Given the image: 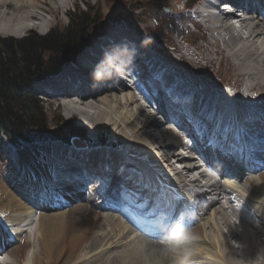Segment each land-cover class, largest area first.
I'll return each mask as SVG.
<instances>
[{"label": "bare ground", "instance_id": "1", "mask_svg": "<svg viewBox=\"0 0 264 264\" xmlns=\"http://www.w3.org/2000/svg\"><path fill=\"white\" fill-rule=\"evenodd\" d=\"M67 1L49 0L45 6L37 4L38 0H0V33L19 36L27 28L38 26L41 21L50 22L55 18L57 7L65 6ZM260 1L255 0L256 5ZM235 2L239 7L241 3L238 5V2L241 1ZM257 8H252L251 16L240 17L234 13L239 24L231 22V19H225V23L223 19L220 22L205 20L198 12L201 10L196 9H192L189 15L190 18L198 17L200 25L215 46L214 52L228 51L225 56L230 57L236 66L235 73L240 87L236 88L237 93L228 89L218 93L211 90L209 93L200 89L195 82L191 86L190 79L181 74L184 70L177 65V61H167L169 59L166 60L164 56L167 61L165 63L159 48H154L147 39L141 37L138 38L142 45H138L137 39L123 30L121 25L116 26L118 32H109V29L104 35V38L109 35V46L117 47L122 55L128 56L129 50L133 48L149 54L147 60L152 64L157 82L164 81L172 96L183 102L180 106L189 116L183 122H188V128L195 125V121L190 118L201 113L206 120H216L218 129L227 132L230 143L240 142L231 151L240 152L244 156L246 154L245 162L235 164L232 170L236 172L234 177L238 178V182H242V186H246L251 193L243 194L234 183L237 180L231 182L226 179L227 175L223 176L224 182L211 177L198 157L188 159L175 150L180 137L176 133H167L161 118L163 114L159 109H150L149 98L142 94V90L150 89L145 83L147 80L133 86L119 81L117 87L107 85L97 90L94 83L100 81V78L105 81L104 77L109 76H105L107 73L98 78L91 76L89 72L96 55L91 54L94 48L88 47L77 52L72 63L65 65L60 75L40 83V91L47 93L48 100H57L67 117H77L80 124L88 127L90 132L101 126L114 125L123 143L115 149L109 146L78 149L64 145L66 142L62 140H51L48 147L39 145L50 140L40 143L27 141L34 144L28 145L23 150L25 152L20 151L23 153L17 156L13 167L8 169L6 181L0 182V220L9 223L4 224L0 233V264H57L60 260H63V264L93 263L91 256L130 237L129 232L135 230L128 217L109 211L112 209L106 205V201L113 200L108 192L117 189L118 183L126 186L125 182L133 184L128 191L132 196H139L141 188L149 191L139 204L136 217L145 219L155 215L161 220L159 227L171 215V207L179 202L176 199L187 195L186 185L207 200V207L200 210L204 216L193 218L188 211L185 216L181 214L177 221L190 228L194 237L192 241L195 244L199 241V245L193 244L195 247L185 249L182 254L179 252L177 258L173 256L175 264H264V154H252L253 145L257 149H264V130L255 132L256 128L252 127L256 122L258 128L264 129V20L258 15ZM48 26L49 23L45 29ZM38 28L40 32L44 30L41 25ZM123 38L128 39L129 50L118 45V42L125 44L121 41ZM204 49L202 58L214 61L215 57L209 52L210 46L206 44ZM109 59L108 55L104 57L105 61ZM169 64L178 66V70L170 68ZM59 79L61 82L64 80V87L58 84ZM51 82L55 86L50 94ZM80 93L83 96L77 97ZM248 101L254 103L242 109ZM173 107L175 113L179 114L176 112L179 107ZM252 117L254 119H250ZM149 126L155 127L158 132L149 130ZM231 151L228 150V153ZM226 155L212 152L209 156L217 161L221 158V162H224L229 154ZM255 156L257 159L253 161L251 158ZM58 164L66 166V169H61ZM83 168H86L89 176L99 174L92 178L97 180L95 183H73L72 174H66ZM121 174L123 184L118 182ZM57 175L71 180L55 183ZM99 178L102 179L100 182ZM66 210L59 215L54 214ZM35 212H38V217L30 219ZM49 215L52 217L43 219ZM200 219L203 222L196 223ZM24 220H30V227L19 228L18 225ZM106 225H110L109 231L115 234L110 240L100 243L109 236L110 232L103 229ZM41 226L45 229L39 234L36 227L38 230ZM150 226L156 228L157 225ZM130 239L120 249L115 252L113 250L110 258L118 260L119 264H164V258L172 257L166 242L159 241L162 243L156 244L157 239L151 238L149 244L142 247L133 244L132 237ZM18 243H28V247H32L20 255L16 250ZM88 246L87 250H83ZM95 249L97 251L90 254Z\"/></svg>", "mask_w": 264, "mask_h": 264}, {"label": "rangeland", "instance_id": "2", "mask_svg": "<svg viewBox=\"0 0 264 264\" xmlns=\"http://www.w3.org/2000/svg\"><path fill=\"white\" fill-rule=\"evenodd\" d=\"M48 1L49 0H45L44 2H42L38 0L37 4L46 6L49 4ZM188 3H189V0H150V1L144 2L143 3L144 5L138 6V10L136 11L138 12V14L134 16V19L133 18L131 19L132 24H127L124 21H120V22L117 21V22L120 23L121 26H123V27L120 26L123 30H126L127 32H129L138 41L140 40V38L138 37L145 38L149 41L151 46H153L154 48H159L162 53L161 55L163 57L162 58L163 60H165L164 56H166L167 57L166 60L169 59L167 61H171V62L177 61V65L183 68L182 70H184L183 72L182 71H179V72H182L181 74L184 77H186L187 79H190L189 83L191 86H193L191 83L195 82V84H197V86L200 87V89L210 90V93H211V90L213 92L218 93L221 90H227V89L231 90L234 93H237L236 88L240 89V87L238 86V83H237L238 77L235 73L236 66H234L233 60H231L230 57L225 56V53L226 54L228 53L227 50H223L221 52H214L213 49L215 48V46L213 42L209 39L207 31L204 28H202L200 24L196 25L194 21L189 20V19H192L189 16L192 10L189 12L188 8H185L186 5L187 6L189 5ZM88 4H92L95 7H97L98 10L103 15H107L111 10L107 6L105 0H68L65 6L57 7L56 11L54 12L55 18L50 20V22L47 21L46 23L45 21L43 22L39 20L41 22L38 23L39 24L38 26L27 28L19 36L0 33V38L6 39V40H9L11 38L18 39L21 36L23 37L24 35L30 34L31 32L42 34L44 33L43 32L44 30L49 31L53 26L65 25L67 23V18L69 16V13L77 11L78 7L85 8L86 6H88ZM190 8L191 7H189V9ZM189 21H191V24ZM48 23H49V26L47 29H45V26L48 25ZM112 24L111 23L107 24V27H109ZM40 25L44 28L42 32H40L38 28L40 27ZM203 31H206V33H204ZM206 44L210 46L209 52L212 56L215 57L214 61L209 62L208 60H204L202 58L204 50H205L204 45ZM166 60H165V63L167 62ZM169 66L175 71L178 70L176 68L178 66L175 67L174 65H170V64ZM209 85H211V87H208ZM31 92L33 96L39 99V104L42 107V111L45 117L43 119L46 121V125L48 126L47 128L55 130V133L57 132V134L60 135L61 138L63 137L68 138L70 136L72 132L71 126L73 124V126L74 125L77 127L81 126V128L85 129L86 136L90 140L95 141V140L101 139V137H103L104 139L108 138L106 145H102L103 147L109 146V148L115 149V148L120 147L121 143H123L122 142L123 138L120 136V134H118L114 125L111 124L109 126H103V127L101 126L102 128L99 127L95 129L94 131L90 132L88 130V127L80 124L77 117H74V116L67 117L66 114H64L62 110L61 104L57 100L56 101H50V100L46 101L43 99L40 93H37L35 90ZM254 101H248L247 103L243 102L244 104H243L242 109H246L247 107L246 105L253 104ZM35 108L37 109L38 107L35 106ZM147 128L153 132L157 131L156 128H153L150 126ZM25 129L26 130L29 129L30 134L34 133V129L30 128L29 126H27ZM87 141L83 140L82 138H78V137L72 138L71 141L68 143V145H71L78 149L84 148L88 146ZM50 143L51 141L40 144V145L37 144V145L48 147ZM30 144H34V143H26L24 141H21L20 139L17 143V146L15 147V146L10 145L9 141H6L4 136L0 134V182L6 181L5 176L8 172V169L13 167L14 162L17 159V156L25 152L23 150L27 149L30 146ZM20 151H23V152H20ZM167 151L169 152L170 150H167ZM31 157H35V155H32ZM175 163L179 164L178 162H175ZM9 173H11V171ZM252 174L256 175L258 173H252ZM220 180L221 181L223 180L222 177L220 178ZM234 183H236L235 184L236 187H238L243 194H247L248 192L251 193V191L247 189L246 186L245 187L242 186V182H238L237 180ZM68 210L59 211L54 214L59 215L61 213L67 212ZM70 214L74 215L72 212ZM38 215H39L38 212H35V215H34L35 218H37ZM202 216H204V214H202ZM51 217L52 216L49 215V216L44 217L43 219H47ZM200 222H203V220L202 219L197 220L196 223L199 224ZM44 229L45 227L43 226H41V228H39L38 230L36 227V232L40 234L42 233V231H44ZM103 229L106 232H110V233L108 234L109 236H107L105 239H102L100 243H104L105 241L110 240L112 236L115 234L112 231H109L110 225H106V227H104ZM126 229L127 228H125V230ZM129 235L130 237L122 239L119 243L111 244L110 247L104 252L97 253L94 256H91L92 257L91 261H93V263L91 262L89 264H103V263L119 264L118 260L111 259L110 257L117 249H120L122 247V244L124 242H130L131 237L133 238L132 243L138 246L145 247L147 246L146 244H149L148 241L150 239L149 238L147 239L144 236L142 237L135 230H133L132 232H129ZM156 241H157L155 242L156 244L162 243V242H159V240H156ZM197 243L199 245V241L196 242V244L194 243V241H191L190 243H188V245H185L181 248L168 247V250H169L168 253L170 252L172 257L164 258L163 260L164 264H175V260L172 259L173 256L177 258L176 255L179 256L178 254L179 252L182 254V252L185 251V249H189L193 247L194 245L198 246ZM29 247H32V245H30ZM29 247H28V243H22V244L18 243L16 250L19 251L20 255H24V253L29 249ZM105 247H107V245ZM88 248L89 246L83 250H87ZM24 250L26 251L24 252ZM113 250L114 252L112 253ZM96 251L97 249L93 250V252H91L90 254H93ZM144 257L147 259H150L147 256H144ZM62 262L63 260H60L57 264H63Z\"/></svg>", "mask_w": 264, "mask_h": 264}, {"label": "trees", "instance_id": "3", "mask_svg": "<svg viewBox=\"0 0 264 264\" xmlns=\"http://www.w3.org/2000/svg\"><path fill=\"white\" fill-rule=\"evenodd\" d=\"M147 1L150 0H105L111 9L107 15L88 4L69 13L65 25L53 26L45 34L31 32L18 39L0 38V133L12 146H17L20 139H61L55 130L47 128L42 107L30 94V87L42 76L57 71L66 59L71 58L87 40L102 32L107 24L117 21L132 24L138 6ZM192 2L189 0L188 4ZM27 126L34 129V133L30 134V130L25 129ZM75 135L88 140L90 146L108 141L103 137L90 140L84 129L75 127L66 140Z\"/></svg>", "mask_w": 264, "mask_h": 264}, {"label": "clouds", "instance_id": "4", "mask_svg": "<svg viewBox=\"0 0 264 264\" xmlns=\"http://www.w3.org/2000/svg\"><path fill=\"white\" fill-rule=\"evenodd\" d=\"M97 78L99 73L96 74ZM194 239L190 228H186L182 223L177 222L170 231V239L162 242H166L167 245L175 248H181L190 243Z\"/></svg>", "mask_w": 264, "mask_h": 264}]
</instances>
